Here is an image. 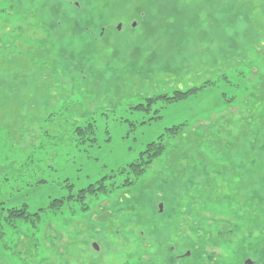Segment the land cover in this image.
<instances>
[{
	"label": "rangeland",
	"instance_id": "1",
	"mask_svg": "<svg viewBox=\"0 0 264 264\" xmlns=\"http://www.w3.org/2000/svg\"><path fill=\"white\" fill-rule=\"evenodd\" d=\"M258 86L264 0H0L3 206L33 212L121 179L107 177L165 128L186 129L164 136L170 154L133 187L4 225L0 264H264ZM89 123L94 133L75 132Z\"/></svg>",
	"mask_w": 264,
	"mask_h": 264
},
{
	"label": "trees",
	"instance_id": "2",
	"mask_svg": "<svg viewBox=\"0 0 264 264\" xmlns=\"http://www.w3.org/2000/svg\"><path fill=\"white\" fill-rule=\"evenodd\" d=\"M107 5L111 3L114 0H105ZM212 82L210 80L203 81L199 85H190L186 89L182 88H177L174 89L171 93H162V94H156L153 95L149 98H147V105L155 102L157 99H162L163 102L165 103H172V102H177L180 100L185 99L186 97L196 94L199 91H201L202 88L208 87ZM261 87H257L255 89V92L258 94L256 95V100L258 96L261 95V97H264V90L261 92ZM261 93V94H260ZM231 100L230 98H226V101L229 102ZM137 107L143 108V105H138ZM158 111V110H157ZM160 117L159 115L154 116L152 118H158ZM184 123L176 124L170 127L165 128V132L160 134L156 140L151 141L146 144V146L139 152V155L137 158L134 160L128 162L125 164L121 169L116 171V173H111L108 175L107 178H113L115 175H121L122 178L118 180H110L108 182H105L103 179L105 177L100 178L99 180L89 184L86 186V188L80 189L76 193H71L69 192L68 194L61 196L59 198H51L48 202V204L45 207H39L35 211L30 212L28 210L27 204L22 203L20 205H12L9 207L3 206L4 201L0 199V237L3 235L2 228L4 225H9V226H16L18 222H31L32 224H35L36 221H39L41 217L43 216L42 214H52L56 215L61 211L64 205L67 204H73L72 202H77L80 203V208L85 209L87 205L84 203V198L85 196H89V198H96L100 194H105L109 195V193L113 192L115 189L118 188H131L133 187L141 178V176L144 174L146 169L150 166L152 162H154L157 159H160L164 154L165 156L169 155L171 152V148L166 151L167 146L164 142V136L168 138H174L178 136L181 132H184L186 129H182ZM88 129V130H87ZM75 132L79 135L85 134H91L94 133L91 129V124L89 123L88 125L86 124L85 126H76ZM192 134V132H190ZM86 138L81 139L85 141ZM88 141L94 142L95 139L91 135L87 138ZM193 140H196V138H193ZM207 140L206 142H208ZM195 143V144H194ZM193 147L190 146L189 150L194 148V146H197L196 141L193 142ZM199 147H195V150H198ZM189 153V152H188ZM194 156L197 155V152L193 154ZM202 157L200 158L202 160ZM194 161V160H193ZM196 161V158H195ZM198 162V161H196ZM46 181L43 179H38L35 184H41L45 183ZM252 186V184H249ZM68 187H71V185H68ZM225 201H228L229 198L224 197ZM230 202V201H228ZM3 210V211H2ZM188 255V254H186ZM249 260L252 264L253 260ZM247 264V263H244Z\"/></svg>",
	"mask_w": 264,
	"mask_h": 264
},
{
	"label": "water",
	"instance_id": "3",
	"mask_svg": "<svg viewBox=\"0 0 264 264\" xmlns=\"http://www.w3.org/2000/svg\"><path fill=\"white\" fill-rule=\"evenodd\" d=\"M135 24L133 23L132 26H134ZM117 29H120V24L117 25ZM162 205L159 204V210L161 211ZM94 247L97 249V246L94 244ZM245 263L249 264L251 263L249 260H246Z\"/></svg>",
	"mask_w": 264,
	"mask_h": 264
}]
</instances>
